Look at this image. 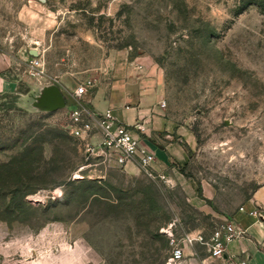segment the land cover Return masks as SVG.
<instances>
[{"label":"rangeland","instance_id":"rangeland-1","mask_svg":"<svg viewBox=\"0 0 264 264\" xmlns=\"http://www.w3.org/2000/svg\"><path fill=\"white\" fill-rule=\"evenodd\" d=\"M260 1L0 0L2 73L31 84L0 94V264H165L171 237L185 255L175 264L234 261L211 258L209 237L239 224L241 206L264 223ZM117 59L160 83L164 109L192 130L193 147L172 133L185 162L128 172L87 161L68 91L84 79L106 85ZM40 81L65 105L31 107Z\"/></svg>","mask_w":264,"mask_h":264},{"label":"crops","instance_id":"crops-1","mask_svg":"<svg viewBox=\"0 0 264 264\" xmlns=\"http://www.w3.org/2000/svg\"><path fill=\"white\" fill-rule=\"evenodd\" d=\"M134 63L133 61L128 65L122 59H117L114 62V76L107 79L106 85H100L92 90V106L101 112L110 108L112 113L126 125L144 122V131L137 132L142 137L143 145L151 149L157 156L158 159L154 157L155 165L160 167L164 163H170L169 158L185 162L188 153L179 139H173L172 133L176 131L191 147L196 142L195 135L189 127L179 126V123L168 114L164 106L160 105L164 100L160 83H155L152 77L140 73ZM7 65V60L0 55V94L15 91V93L24 96L30 90L31 84L28 82L25 86L22 84L20 87L15 80L4 75L2 72ZM36 85V94H32L31 107L36 106L34 104L35 96L43 92L47 86L43 81ZM124 167L128 172L141 169L137 163H126ZM252 207V204L248 205V208ZM235 217L239 223L237 228L243 233L235 241L229 242L228 252L233 255H240L244 252L255 263L263 258L264 252L260 250L258 243L252 237L257 238L259 243L264 242V223L260 222L256 216L243 212H238Z\"/></svg>","mask_w":264,"mask_h":264},{"label":"built area","instance_id":"built-area-1","mask_svg":"<svg viewBox=\"0 0 264 264\" xmlns=\"http://www.w3.org/2000/svg\"><path fill=\"white\" fill-rule=\"evenodd\" d=\"M95 84L92 80L84 79L75 87L68 91L70 103V125L72 132L84 140V152L88 162L96 165H107L109 161H116L122 164L137 163L142 168L148 169L156 155L151 149L143 145L142 137L137 131H144V122H136L133 125H126L112 113L110 108L101 112L96 110L91 104L92 90ZM161 106L166 105L162 100ZM51 191V190H49ZM61 192L60 186L53 188L52 193ZM244 214L256 216L260 219L257 209L245 208L241 206ZM243 233L237 228L233 221H226L216 226L212 235L209 237L210 257H223L234 259L228 264H245L248 258L240 255H233L228 252L229 242L235 241ZM190 235V234H189ZM188 239L203 240L204 234L198 232L196 235L189 236ZM172 246L171 256L165 264H175L182 261L185 257L184 249L177 239L170 238ZM226 256V257H225ZM234 257V258H233Z\"/></svg>","mask_w":264,"mask_h":264},{"label":"water","instance_id":"water-1","mask_svg":"<svg viewBox=\"0 0 264 264\" xmlns=\"http://www.w3.org/2000/svg\"><path fill=\"white\" fill-rule=\"evenodd\" d=\"M30 51L36 54L38 51L36 48H31ZM34 104L36 106L50 105L52 107L65 105V96L59 91L57 86H46L40 94L35 96Z\"/></svg>","mask_w":264,"mask_h":264},{"label":"trees","instance_id":"trees-1","mask_svg":"<svg viewBox=\"0 0 264 264\" xmlns=\"http://www.w3.org/2000/svg\"><path fill=\"white\" fill-rule=\"evenodd\" d=\"M259 4H260V6L264 5V0H261Z\"/></svg>","mask_w":264,"mask_h":264},{"label":"bare ground","instance_id":"bare-ground-1","mask_svg":"<svg viewBox=\"0 0 264 264\" xmlns=\"http://www.w3.org/2000/svg\"><path fill=\"white\" fill-rule=\"evenodd\" d=\"M40 196L42 195V194H39Z\"/></svg>","mask_w":264,"mask_h":264}]
</instances>
